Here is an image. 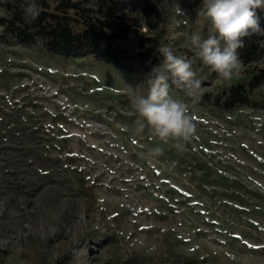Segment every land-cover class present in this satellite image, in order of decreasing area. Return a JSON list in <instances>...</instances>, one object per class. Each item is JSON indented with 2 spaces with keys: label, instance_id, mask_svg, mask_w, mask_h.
<instances>
[{
  "label": "rangeland",
  "instance_id": "374dc122",
  "mask_svg": "<svg viewBox=\"0 0 264 264\" xmlns=\"http://www.w3.org/2000/svg\"><path fill=\"white\" fill-rule=\"evenodd\" d=\"M115 1L148 32L145 0ZM200 4L162 0L151 19L202 80L194 100L167 74L196 126L183 151L135 131L127 86L148 75L20 43L0 22V264H264V107L209 101L249 87L264 41L241 77L218 78L190 46L211 30ZM250 96L264 103V84Z\"/></svg>",
  "mask_w": 264,
  "mask_h": 264
},
{
  "label": "trees",
  "instance_id": "16d2710c",
  "mask_svg": "<svg viewBox=\"0 0 264 264\" xmlns=\"http://www.w3.org/2000/svg\"><path fill=\"white\" fill-rule=\"evenodd\" d=\"M162 0H145L141 9L148 32L143 33V23L136 17L120 13L115 0H37L42 6L40 16L31 24L23 19L26 0H9L5 7L8 17L0 19L20 43L36 45L63 56L91 55L96 59L130 72L148 75L153 67L163 62L157 51L163 46L152 32V17L159 14ZM259 24L264 29V10L257 9ZM240 58L247 64L260 52L264 33L245 37ZM264 84V67L253 75L249 87L233 85L229 92L217 94L209 101L214 105L233 109L237 105L264 107V103L251 98V93Z\"/></svg>",
  "mask_w": 264,
  "mask_h": 264
},
{
  "label": "clouds",
  "instance_id": "9594fccd",
  "mask_svg": "<svg viewBox=\"0 0 264 264\" xmlns=\"http://www.w3.org/2000/svg\"><path fill=\"white\" fill-rule=\"evenodd\" d=\"M257 9L264 10V0H201L198 15L210 21L211 30L207 38L193 32L190 46L218 78L230 81L241 77L244 62L238 50L244 47L243 38L264 33ZM41 11L42 6L37 0H26L23 19L31 24ZM177 11L180 12L179 8ZM157 51L163 57L162 64L153 67L142 83L127 86L129 103L138 116L135 131L142 133L147 127L159 142L171 143L177 151H183L194 136L196 126L188 106L170 95L167 74L170 73L174 82L194 100L202 95V80L197 78L191 61L175 55L170 47L160 46ZM150 152L159 156L163 149L155 147Z\"/></svg>",
  "mask_w": 264,
  "mask_h": 264
}]
</instances>
